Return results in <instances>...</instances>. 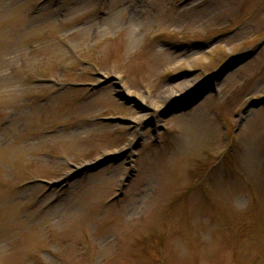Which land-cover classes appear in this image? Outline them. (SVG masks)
<instances>
[{"label":"rangeland","instance_id":"1","mask_svg":"<svg viewBox=\"0 0 264 264\" xmlns=\"http://www.w3.org/2000/svg\"><path fill=\"white\" fill-rule=\"evenodd\" d=\"M0 264H264V0H0Z\"/></svg>","mask_w":264,"mask_h":264},{"label":"bare ground","instance_id":"2","mask_svg":"<svg viewBox=\"0 0 264 264\" xmlns=\"http://www.w3.org/2000/svg\"><path fill=\"white\" fill-rule=\"evenodd\" d=\"M194 83L192 82V83H190V85L189 86H192Z\"/></svg>","mask_w":264,"mask_h":264}]
</instances>
